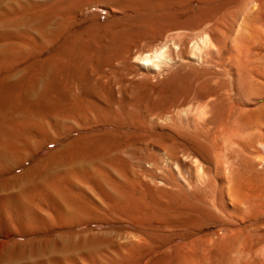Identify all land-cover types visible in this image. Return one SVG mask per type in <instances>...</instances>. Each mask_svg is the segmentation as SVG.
I'll use <instances>...</instances> for the list:
<instances>
[{"label":"bare ground","instance_id":"1","mask_svg":"<svg viewBox=\"0 0 264 264\" xmlns=\"http://www.w3.org/2000/svg\"><path fill=\"white\" fill-rule=\"evenodd\" d=\"M87 1L91 2V0H77L73 5H77V8L81 7L82 10V6ZM106 1L120 3V6L130 11L147 9L150 10L149 12L162 11L176 16L177 21L171 22L165 27L164 40L166 43L177 45L179 57L185 58L189 55L187 51L185 56L184 50L189 46L184 37L191 40L202 36L209 45L217 42V38L221 36L220 27H223L224 24L220 21L221 15L230 9H235L234 6L239 0ZM115 5L117 6V4ZM50 6H44L34 0H0V222L4 228V247H6V251H3L4 255L0 258L2 263L41 264L47 260L45 257L59 255L58 252H61L62 255L69 254L73 246L69 242L59 244L58 239L70 237L72 227L78 223L81 226L86 221L87 217L82 218L83 216H79V213L86 212L96 205L90 198L92 195L90 196L86 191L89 188L81 187L80 183L91 180L92 183L99 184L102 196L109 202L108 204L112 205L119 215L126 216L134 230L149 241V253L144 264H264V185L254 184L247 179L241 180L240 184L235 183V177L238 174L235 175V171L224 161V154L227 151L228 141L231 140L229 139L232 137L231 134L226 137L225 131L223 132L224 137L220 131L226 142L217 144L214 141L213 146L217 145L215 147L211 145L212 148L219 150L218 152L216 150L215 164L211 161L213 156L209 155L211 152L209 150L212 148L207 149L205 145V141L209 139L210 135H215L217 132V136H219L218 130L221 128L220 126L216 127V120L212 119V115H209L210 112L213 113V107L229 98L221 94L223 87L220 83L216 85L211 84V81L207 83L206 94L213 98L204 102L205 107L202 111L193 112L192 106L185 109L184 114L178 116L177 120L181 121L180 126L184 124L183 126L186 127V131L182 132L183 135L177 137L179 139H174L171 144H162L149 135L150 133L141 134L137 138V140L142 139L143 143L140 141V143L133 144L129 157L131 159L130 167L127 166L130 170H127L125 163L126 168L121 164L123 178L118 179L117 177L121 175L111 168L118 175H116L117 179L114 178L116 180L114 182L115 189L113 188L116 191L115 194L114 192L110 194L109 190H103L98 180L101 179L100 169L104 168V165H102L103 168L98 167V165L101 167L98 161L101 162L107 157L104 159L102 157L103 160H95L98 163L96 165L98 168H96L94 166L96 163L92 158V147L84 140V134L79 139L67 141L60 147L56 146L58 140L56 135L57 117L61 112L67 111L69 104L62 105L61 101L57 103L52 98L55 84L51 80V59L43 60L45 58L41 57L49 44L46 37L51 32L53 19ZM98 6L95 7L98 8ZM109 7L107 9L113 8V6ZM83 9L85 10L87 7ZM259 9L260 6L256 4L253 12H258ZM120 10L123 9L119 7L118 11L120 12ZM261 13L264 16V13ZM82 16H85L84 13ZM248 18L244 13H241L230 37L216 45L218 47L214 45L217 48V51L215 50L217 56L213 57L211 62L220 67L231 61L229 65L237 76H241V73H248L249 81H245L244 86L240 84V87H245L249 93L254 89V86H258L257 89L259 86L264 89V66L252 58L264 51V42H262L264 40V29L262 28L264 25L262 24L264 23L261 24V27H257V23L254 26V22L252 26V22L249 23ZM261 18L260 21L264 22V19ZM176 29L179 33L172 34V31ZM156 34L147 43L145 41V44L132 40L125 42L121 47V59L128 62L133 49H144L150 43L152 46L153 41L157 38ZM255 34L261 36V41L257 40V37L255 38ZM180 37H183V40H179ZM192 50L194 49L192 48ZM199 50L201 49L196 52L206 51V49L202 52ZM223 50H228L227 52L231 54L229 57L232 59L223 60L220 57ZM212 52L214 51L212 50ZM194 53L195 51L193 55H196ZM25 61L27 62L25 63ZM214 65L215 68L216 65ZM202 75L204 76L203 73ZM236 79L238 80L239 77ZM217 81L215 80L214 83ZM240 81L242 82V78ZM224 89L226 90V88ZM242 92L243 90L238 94ZM228 100L230 101V98ZM122 111L127 110L122 109ZM70 116L68 117L70 118ZM174 116L172 119L176 121ZM220 125L222 126V124ZM231 132L233 135L234 132L232 130ZM215 138L218 137L215 136ZM215 138L210 140H216ZM226 138L228 140H225ZM219 140L218 138L217 141ZM230 147L232 146L229 145L228 148L230 149ZM232 156L234 155L232 154ZM118 158H120L118 161L120 163L122 158ZM192 162L196 166L195 169ZM109 163L111 164L110 160L108 165ZM213 164L215 169L212 168ZM108 171L107 168L106 173ZM236 171L238 172V170ZM98 172L100 175H97ZM212 172L215 173L214 176L211 174ZM110 173L112 174L111 171ZM108 176L113 177L114 174ZM112 177H108V179ZM105 179H107L106 176ZM105 179L103 176L100 181H105ZM201 183L207 184V187L211 189L210 197L200 198L198 189L202 187ZM105 184L102 182V185ZM108 184L109 182L106 185ZM90 220L86 221L87 224L93 222ZM121 231L123 232V230ZM86 234L88 235V233ZM131 242L127 243L133 245ZM122 249L124 250V246ZM139 262L140 260L135 264H139Z\"/></svg>","mask_w":264,"mask_h":264},{"label":"rangeland","instance_id":"2","mask_svg":"<svg viewBox=\"0 0 264 264\" xmlns=\"http://www.w3.org/2000/svg\"><path fill=\"white\" fill-rule=\"evenodd\" d=\"M34 1H37L44 6H50L51 4L50 7L52 8L53 16L52 27L50 29L51 32L46 37V41L49 44L47 46V49H45V51L41 54V57L45 58L43 60L51 59V80L53 81L52 83L55 84L52 98L57 103L61 101L62 105L67 106L69 104V106H67V111L61 112L62 115L59 114L57 117L58 128L56 129V135L58 140L56 142V146L60 147L67 141L76 140L77 138L79 139L84 134V140L88 142L92 147V158H94V162L95 160H103L104 157H107V159L105 158L101 162L98 161L99 164H101V167L99 165L98 167L103 168L102 165H104L103 169H105H100L101 177H99L101 179H98L99 177L97 178L103 190H109L111 191L110 194H112L113 192L115 194V179L123 178V167L121 166V164L124 167L125 165L126 167H130V151L132 150L134 143H140V141L141 143H143L142 139L137 140V138L141 134L150 133L149 135H152L155 140H159V142L162 144H171L174 139H179L177 137L183 135L182 132L186 131V127L183 126L184 124L182 123V129V127L180 126L181 121L177 120L178 116L184 114L186 110L192 106V108H194L193 112L196 111L198 113L204 109V102L213 98L212 96L206 94L207 83H209V81H211L210 83L214 85L220 83L223 89L226 88V90L224 89V91L222 89L221 94H224L225 97H229L230 101L228 100L229 98H227L224 102H221L222 104L219 103L217 106L213 107L214 109H212L214 112H210L209 114L210 116L212 115L211 117L214 121L216 120V127L218 128L220 126L221 128L218 130L219 136H217L218 134L216 132L215 135H210L209 139L207 140L208 144H206L207 141H205L206 143L204 142L207 146V149L215 147L219 142H226L224 141L223 136L226 135V137H229L228 135L231 134L232 137L230 136L231 138H229L231 140H229V143L227 144L228 152L225 151L226 154H224V161L226 165H229V167L235 171V175L238 174L235 177V183L240 184L242 181H245L247 179V181L253 182L254 184L264 185V89H261L260 86L257 89L258 86H254V83V89L251 91L252 93H248L245 90V87H240V84L244 86V84L249 81V77L247 75L248 73H241L242 77L235 74L234 70H232L231 68V65H229L231 64V61H228V59H232V57H229L231 56V54L227 52L228 50H223L220 57L223 60L227 59L229 64H223L219 67L217 66V64H215L216 66L212 64L214 62H211L213 57L216 58L217 56L215 52V50L217 51V48L215 47L218 46L216 45L222 43V40H227L230 37L231 32L236 22L240 18L241 13H244L246 18L251 17L248 18V21L250 20L249 23L252 22L251 25L254 24V22V26L257 23V27H261L262 25H264L262 24L264 22L260 21L261 17L262 20L264 19V16H262L261 13H264V0H239L238 3L234 6L235 9H230L229 11L223 13L220 17V21H222L221 23H224L225 25L223 24V27H220L221 36L217 38V42H215L214 44L209 45V43L204 41L202 36L191 40L184 37L187 45L189 46L184 50L185 56L187 55V51L189 55L185 58L179 57V47H176L177 45L174 46L170 42L166 43L164 40L166 34V25L171 22L175 23L177 21L176 16H172L170 15V13L162 11L149 12L150 10L147 9L138 11L131 10V12L123 6H120V3L108 2L106 0H91V2L87 1L82 6V10L81 7L77 8V5H73V3H75L77 0ZM90 4L99 6L98 8H96L95 6ZM115 4H117V6ZM256 4L260 6V9L258 12H253V8ZM85 6L87 7V9L84 10L83 8H86ZM109 6H113V8L107 9V7ZM118 6L124 11L120 10V12L122 11L120 13L118 11ZM76 10L77 13L75 14ZM83 13L85 16H82ZM77 14H79L80 16ZM127 14H130L129 16L131 18ZM225 14L227 15L224 16ZM254 15L255 17H253ZM91 16L92 18H90ZM258 17L259 19H257ZM94 25H96L97 27H95ZM262 28L264 29V26ZM123 29L126 30L123 31ZM176 32H178L177 29L173 30L172 34L175 35L177 34ZM155 34L157 35V38L153 41L152 46L150 43L144 49H133L131 59L128 62H125L121 59V47H123L125 42H127L128 40H132L141 43H144L146 41L145 43H147ZM109 37L112 38V41ZM182 38L180 37V39H177L183 40ZM200 38L203 40H201ZM255 38L261 41V36L259 34H255ZM262 42H264V40ZM193 46L197 48L195 49ZM199 46L201 47L199 48ZM192 48L194 50H192ZM203 48H205L206 51L202 52V50H205ZM198 49H201L199 50V52L202 53L196 52L198 51ZM212 50L215 52V54L214 52H212ZM98 51L101 52L99 53ZM194 51L196 55L198 53L197 56L193 55ZM206 53L208 54L206 55ZM225 55L227 56L225 57ZM158 56L159 58H157ZM255 56L256 57L252 56V58L257 61L258 64L264 66V51L262 52V54ZM148 60H150L151 62H148ZM259 60L263 63H261ZM26 62L27 61H25V63ZM213 65L215 66V68L213 67ZM224 65H226L227 67ZM202 73L204 74V76L202 75ZM207 76L209 78H211L212 76L213 77L209 79ZM238 77L239 79L237 80L236 78ZM241 78L242 82H239ZM215 80L218 81L214 83ZM237 87L238 89L241 88L243 92L238 94L239 91L241 92L242 90H238ZM89 90H91V93H89ZM111 104L113 105L114 109L113 107H111ZM72 107L75 108L73 109ZM122 109H125L127 111H122ZM232 110H234L235 112ZM76 113L79 114L77 115ZM68 116H70V118ZM172 116H174V119H176V121L172 119ZM68 118L71 120H69ZM220 124H222V126ZM222 128L223 130H221ZM231 130L234 132L233 135ZM220 131L222 132V135L225 131L226 134L224 133V135L221 136ZM74 132L77 134H75ZM215 136L220 140L217 141L218 138H215ZM91 137H93V140L91 139ZM94 137L96 138V140ZM214 138L216 140H210ZM225 140H228V138H226ZM232 140H234V142H232ZM214 141L215 143L217 142L215 146H213ZM229 145L232 146L230 147V149H234L230 150L228 148ZM124 147H126V149H124ZM94 148H96L97 150ZM216 150V148H212L209 150L211 151L209 155L211 157L213 156L211 159L212 163L216 160ZM218 151L219 150H217V152ZM119 153L122 154L120 155ZM102 154L103 156H101ZM232 154L234 156H232ZM243 154L244 156H242ZM118 157L122 158V161L120 160V163L118 162L120 159ZM108 159L111 161V164L109 163V165ZM97 164L98 163H96L94 166L96 167ZM192 164L193 168L195 169L196 166H194V162H192ZM214 164L212 165V168L215 169ZM106 167L109 169L108 173H106ZM129 167H127V170H130ZM111 168L121 176L119 177L117 173L114 172V170H112ZM236 170H238V172ZM110 171L112 172V174L110 173ZM98 174L99 172L97 173V175ZM113 174V177L108 176ZM211 174L214 176L215 173L212 172ZM116 175L118 176L117 178ZM242 175L245 177V179ZM103 176L104 179L105 176L107 177V179L108 177H112L108 179L109 184L111 182L112 185H106L108 183L106 181L107 179H105V181H100L102 180ZM88 182L92 183L91 180H87V182L85 183L80 182L82 184L80 185L81 187L83 186L85 188H89V190L86 189V191L90 196H92H88L96 205L86 212L79 213V216H83L82 218H90L93 222L95 220L96 221L94 223L88 222L89 224H87L86 221L90 219L87 220L86 218V221L82 223L83 225L80 226V223H78L79 225L75 224V226L72 227L70 237L66 239H58L59 244L63 242H69V244L73 246L71 251H69V254L62 255L61 252H58L59 255L56 254L55 256L45 257V259L47 260H44L41 264H135L138 260H140L139 264H144L145 259L147 258V255L149 253V241L134 230L126 216L119 215L116 209L112 205L108 204L109 202H107V200L102 196V192L99 189V184L96 185L97 183H92L93 186L96 185L93 187L92 184ZM102 182L103 184H105V182L107 183L105 185H102ZM200 185H202V187L198 185L200 189L202 188L201 191L200 189H198L200 198L203 197L202 199H204V196L210 197L209 193L211 192V189L207 187V184L205 185L201 183ZM93 217H95L96 219H94ZM99 218L102 220H100ZM213 227H215V225H213ZM121 230H123V232ZM86 233H88V235ZM249 240H251V237H249ZM4 241V228L3 224L0 222V258L6 251V247H4ZM82 242L85 243L83 244ZM127 242H131L133 243V245H129ZM125 245L126 247L128 245L130 246V248L132 247L131 250L130 248L128 249L129 246L126 248ZM123 246L124 250L122 249ZM89 255L94 258H91ZM0 264L4 263H2V261L0 260Z\"/></svg>","mask_w":264,"mask_h":264}]
</instances>
